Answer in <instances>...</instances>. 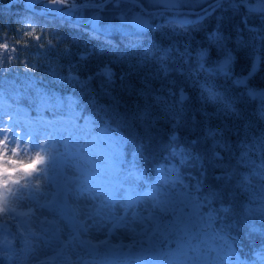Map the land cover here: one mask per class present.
Here are the masks:
<instances>
[{
	"label": "snow or ice",
	"instance_id": "1",
	"mask_svg": "<svg viewBox=\"0 0 264 264\" xmlns=\"http://www.w3.org/2000/svg\"><path fill=\"white\" fill-rule=\"evenodd\" d=\"M41 2L48 6L47 11L51 5L63 6L66 0H51V5L47 0H10L8 7L18 3L25 13L34 15L35 5ZM129 3L139 9L131 17L128 15L131 9L126 7ZM145 3L156 11H145ZM75 5L90 13L84 25L75 27L99 47L79 53L78 63L70 65L65 79L87 91L90 100L97 95L111 97L106 115L111 113L114 121L127 123L129 113L119 110L120 100L112 96V90L118 79L135 77L141 82L135 95L145 105L132 115L137 122L146 124L148 130L138 141L117 137L119 144L134 145L133 167L126 175L115 182L87 178L60 187L53 184L56 190L48 193L41 203L37 198L40 178L48 179L50 165L64 153L51 147L54 138L51 132L41 133L22 126L12 113L0 111V256L6 257L10 264H77L82 259L77 249H87L89 255L101 248L112 250L114 246L109 240L117 230L136 227L138 210L145 204L156 207L151 203L155 197L147 188L151 177L145 179L141 165L152 170L153 134L163 120L169 149L160 172L169 174V185L180 187L195 205L203 204L202 211H211L212 227L222 245V264H264V249L258 260L242 258L240 234L247 227L251 236L257 228L247 220L237 219L228 199L249 192L256 175L264 191V160L257 165L253 159L257 150L264 155V133L248 140L251 123L243 109L245 104L256 105L258 117L264 119V87L253 84L258 73L264 71V0H75L69 7ZM52 9L53 13L65 11L63 7ZM109 9H112L110 17L104 15ZM163 14L171 17L168 21L171 35L149 41L147 36L155 27V17ZM210 19L215 23L204 37L205 42L193 46L187 39L188 31ZM35 31L32 29L27 35L34 36ZM114 33L122 37L119 42L113 39ZM0 48L4 50L0 57L2 77L4 63L13 58L9 53L16 49H10L8 43H0ZM64 51L71 54L70 50ZM241 52L247 57V70L237 73ZM95 57H99V63L82 78L80 69L87 68ZM117 65L124 71L118 74ZM193 74L202 79L193 80ZM220 80L231 86L230 92L220 89ZM190 82L198 95H190ZM232 129L245 130L238 163L255 170L249 176L239 175L236 169L223 164V154L232 151L229 142ZM108 131L116 134L110 126ZM188 166L198 168V175L185 183L181 170ZM209 176L214 184L206 194ZM26 201L32 203L25 204ZM217 201L219 208L213 207ZM18 204L26 206L27 211H18ZM33 218L39 228H25ZM260 219L264 220V212ZM93 230L104 238L97 236L95 242L84 239ZM260 234L264 236V224L260 225ZM14 240L22 242L20 252L30 249L32 255L28 260H20ZM40 245L51 250L50 255L45 253V260L36 254ZM69 254L77 255V259H70Z\"/></svg>",
	"mask_w": 264,
	"mask_h": 264
},
{
	"label": "trees",
	"instance_id": "2",
	"mask_svg": "<svg viewBox=\"0 0 264 264\" xmlns=\"http://www.w3.org/2000/svg\"><path fill=\"white\" fill-rule=\"evenodd\" d=\"M71 4L75 3V0H68ZM10 0H0V43H8L10 49L15 48L16 51L9 53L13 58L4 63L3 76L0 77V93L5 94L6 98L3 103L10 105L14 108H21L23 112L37 114L40 117L43 115L51 117H62L67 114L66 127L69 131H79V129H85L86 125L97 129L98 131L111 127L119 133V136H123L128 141H138L147 132V125L142 122H137L132 114L136 113L139 109H142L145 105V101L138 98L135 95V90L141 86V82L135 77H127L123 81L117 80L112 90V96L120 100L119 110L127 111L129 113V119L127 123H122L120 120H113L111 113L108 112L107 105L111 102V97H104L97 95L94 100H90L87 91H82L79 87L69 83L66 79L60 80L54 79V83H50V90L52 95L49 99H41L38 93V80L42 79V83L49 84V80L46 78L50 71V64L52 61L57 63L58 67L64 68L68 71L70 65L78 63V54L86 52L92 47H99L95 40L89 39L88 35L75 27L77 22L68 18L66 15L59 12L53 13L52 10L45 11L43 2L35 5V14L25 13L24 8L20 4H14L8 7ZM79 5L77 9H79ZM112 13V9L108 10ZM243 14V10L241 12ZM231 18V14H229ZM238 18V17H236ZM238 20V19H237ZM34 21V22H33ZM215 21L205 22L203 25L189 30L187 33V39L193 43V46L199 45L204 41L206 32L211 29ZM79 24V23H78ZM29 25L31 27H29ZM84 25V23H80ZM152 31L148 33L147 39L149 41H159L162 37L168 38L171 35V29L168 21L157 22ZM35 29L34 36H28L27 33ZM39 36L40 39H35ZM248 38V34L245 33V39ZM113 39L119 42L122 37L119 33L113 34ZM70 50L71 54H67L64 50ZM4 55V50L0 48V57ZM99 63V57H95L88 64L87 68H81L79 74L83 78L87 75L88 71L94 69L95 65ZM247 64V57L243 52L240 54L239 63L236 66V72H245ZM31 69V70H29ZM118 74L124 71V68L117 65ZM47 73V74H46ZM193 80L202 79L201 77L193 74ZM253 84H257L258 87L264 85V71H260L255 77ZM159 88V84L156 85ZM219 87L223 91L227 89L231 91V86L224 80L219 81ZM191 89L190 95H198L196 88L192 83H189ZM68 101L73 102L74 112L71 115L66 111V104ZM104 108V111H101ZM243 109L247 115V119L251 123V130L247 134V138L251 141L253 135L259 137L264 133V119H260L256 112V105L245 104ZM194 115V108L192 110ZM86 120V121H85ZM85 121V122H84ZM88 121V122H87ZM86 124V125H85ZM166 122L161 120L157 125L156 131L153 134L154 143L151 149L153 163L151 164V171L144 168L141 165V170L145 173V179L151 177L148 180L147 188L151 189L153 185L161 178L160 169L165 164V157L168 155L169 141L166 136ZM71 127V129H70ZM230 140L232 144V151L224 153L223 164L226 167L236 169L239 175L249 176L255 172L254 169L240 166L238 163V154L240 151L239 145L245 140L244 129H232L229 132ZM119 144H117L118 146ZM113 146L114 155L118 157V161L122 167L127 169L133 167V157L131 155L134 150L133 143L120 144ZM116 148V151H115ZM253 159L257 165H260L264 160L258 150L254 153ZM59 169L63 172L64 165L59 161ZM181 175L185 180V183L189 179L198 175V168L188 166L181 170ZM195 181L193 180V183ZM208 188L205 190L206 194L212 189L214 181L211 176L207 181ZM175 186V185H174ZM174 186H168L163 189V195L166 199L169 197L168 189H172ZM177 187V186H175ZM174 187V188H175ZM235 191V188L232 189ZM232 201L234 206V212L237 214L236 218L240 220H247L248 223L254 224L257 231L249 236V229L247 227L240 234V247L242 252L240 253L242 258H248L249 261L258 260L259 254L264 249V236L260 234V225L264 224V220L260 219V214L255 209V206H261L264 204V191L261 189V181L256 175L252 179V188L249 192L238 193L233 200L232 196L228 198ZM203 200V198H202ZM168 200L166 201V203ZM186 202V201H185ZM183 201L176 202L177 204L186 205L184 209H188L191 216H203L211 217V211H202L203 204L195 208H190L189 203ZM163 204L165 207L167 204ZM213 207L219 208L220 204L217 201ZM157 212V211H155ZM211 220V219H210ZM213 228V227H212ZM15 231V227L12 229ZM213 236L211 239L197 242V238L192 236L189 232H182L175 241V247L178 252H174V261L177 264H198L201 260V248L208 246L215 248L214 253L216 256L218 252H222V245L220 244L216 230L213 228ZM167 236L163 238L165 240ZM19 240H14V246H16ZM162 242L163 251L162 257L166 258L168 254H171V250H166L162 240H156V242ZM160 244V243H159ZM155 246V245H154ZM153 246V247H154ZM23 247V244L21 248ZM194 252L192 255L190 254ZM20 253V252H19ZM218 253V254H217ZM191 255V256H190ZM21 256V255H20ZM19 256V258H20ZM169 255L168 257H170ZM160 261V254L155 257ZM199 260V261H198ZM177 261V262H176ZM0 264H10L6 257L0 256Z\"/></svg>",
	"mask_w": 264,
	"mask_h": 264
},
{
	"label": "rangeland",
	"instance_id": "3",
	"mask_svg": "<svg viewBox=\"0 0 264 264\" xmlns=\"http://www.w3.org/2000/svg\"><path fill=\"white\" fill-rule=\"evenodd\" d=\"M145 5L148 6L146 3ZM126 7L131 9L128 13L129 17L139 10L132 4H127ZM148 7L151 8L150 6ZM76 13L74 19L77 23H85V20L90 18V13H86L80 7ZM104 15L110 17L111 12L107 11ZM170 19L171 17L168 14H163L156 16L154 20H157V22H166ZM154 22L155 21H153V23ZM126 27L128 26L126 25ZM50 68L49 73H46V78L49 80V84H43L42 79L38 80L39 87L37 95L43 100L49 99L52 95L53 91L49 89L50 83H54L55 81L53 80L55 78L58 80L62 78L65 79V76L67 75V70L58 67L55 61L51 62ZM254 85L258 87L257 84ZM259 87H264V85ZM5 98L6 95L0 93V111L12 113L14 119L18 120L22 126L27 125L29 128L40 131L41 133L45 130L51 132L54 137L52 139L51 147L57 149L61 153H67V155L64 154L58 156L50 165L46 173L48 179L43 177L40 178V192L37 198L41 203L48 193L56 190V188L52 187L53 184L56 187H60L66 183H72L75 181L83 182L87 178H91L93 181L112 180L113 182L118 178H121L120 174L122 173V166L119 165L120 163L118 162L120 159L118 157L114 158L113 155L115 152L114 150L111 151L113 146L119 144L117 139L119 133L114 135L112 132L108 131V127L99 131L97 129L94 130V128L85 124L86 128L84 130L80 129L78 133L74 132L71 134L72 138L69 137L67 139L71 132L69 130L59 129V125L63 126L67 123V114L62 117H51V120L48 116H41V118L35 120L34 118L29 117V114L27 115L20 110L18 111L6 107L2 103ZM73 106V102H67V113L72 114L74 112ZM80 133L84 135L81 136L79 135ZM62 150H64V152H62ZM52 155L56 156V152L53 151ZM60 160H64V172H62L61 168L59 169V165H57V162ZM101 172L103 175L99 174ZM122 175L126 174L122 173ZM170 179L171 176L169 174H161V179H159L151 188V192L155 197L151 203H155L156 207H149L145 204L138 210L137 219L139 223L136 227L130 226V229L128 230H117L109 240V244L114 246L112 250L109 248H101L97 250V252L89 255L87 249H77L79 257H82L77 264H177L174 261L176 255H173L174 252H178L177 247L174 246V240H176L182 232H189L192 236L197 238V242H200L201 239H211L214 233L211 220L208 217L191 216L189 214L190 210L184 209L186 205L176 203L179 201H186L185 203H189L190 208L196 207L192 201L186 198L185 193L181 191L180 187L171 185V187L174 186L175 188L168 189L169 197L167 198V203H169V205L161 208L160 205L162 203L159 200V192L169 186ZM28 203H32V201L25 202V204ZM17 208L18 211H27L26 206L18 204ZM254 208L257 209L259 213L264 212V204H261V206H255ZM155 210L157 211L156 213L153 212ZM37 215H39V213H37ZM51 218L52 217L49 216V219ZM67 218L68 217L65 216V219ZM23 219L27 220V217ZM24 226L25 228H39L35 218ZM60 226L64 227V223L60 222ZM131 228L133 229L131 230ZM97 236L104 238L101 233L93 230L91 235L84 237V239H93L95 242ZM165 236H167V238L163 240ZM9 239H11V236ZM156 240H162L167 247L166 250H171V254H168L166 258H163L161 255L163 254V251H165L162 247V242H156ZM16 244L15 248L17 255H21L20 260H28L32 255L30 249L24 248V251L20 252L22 242L18 241ZM120 245L121 247H119ZM213 249L203 248L200 255L201 260H198V264H222L221 257L223 256V253L218 252L219 254L217 253L218 255L216 256V252L214 253ZM50 251V249L44 248L43 245H40L36 254L39 255L41 260H45V253L50 255ZM159 254L160 258H162L161 261L158 258H155ZM190 254L192 255L193 252L191 251ZM169 255L171 256L168 257ZM69 256L72 260L77 259V255L69 254ZM188 260L190 264L191 259Z\"/></svg>",
	"mask_w": 264,
	"mask_h": 264
},
{
	"label": "flooded vegetation",
	"instance_id": "4",
	"mask_svg": "<svg viewBox=\"0 0 264 264\" xmlns=\"http://www.w3.org/2000/svg\"><path fill=\"white\" fill-rule=\"evenodd\" d=\"M67 4L63 7L64 9H65V11H63V12H59L60 14H63V15H66L67 17H68V13H67V10H68V7H69V5L71 4L70 2H66ZM44 4V3H43ZM129 4H131V3H129ZM133 5V4H132ZM77 7H78V5H75V7H74V9H73V15L75 14L74 12L77 10ZM73 8V7H72ZM144 10L145 11H153V12H155L156 11V9H154V8H149L148 6H146L145 5V8H144ZM139 11V10H138ZM137 11V12H138ZM57 12V13H58ZM131 17V16H130ZM69 18V17H68ZM236 19H238V18H236ZM155 22H154V25L155 26H157L156 24H157V20H154ZM209 21H215L214 19H210V20H208V21H206V22H209ZM208 32V31H207ZM207 32H206V34H207Z\"/></svg>",
	"mask_w": 264,
	"mask_h": 264
},
{
	"label": "water",
	"instance_id": "5",
	"mask_svg": "<svg viewBox=\"0 0 264 264\" xmlns=\"http://www.w3.org/2000/svg\"><path fill=\"white\" fill-rule=\"evenodd\" d=\"M48 4L51 5V1ZM50 7H60V5H51Z\"/></svg>",
	"mask_w": 264,
	"mask_h": 264
}]
</instances>
